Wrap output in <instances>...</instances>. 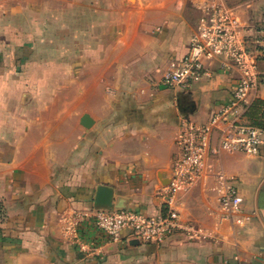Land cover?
<instances>
[{"label":"crops","instance_id":"crops-1","mask_svg":"<svg viewBox=\"0 0 264 264\" xmlns=\"http://www.w3.org/2000/svg\"><path fill=\"white\" fill-rule=\"evenodd\" d=\"M12 1L0 0V7ZM71 5L79 8L70 21H85L82 31L74 28L75 48L84 54L83 74L75 81L81 90L65 112H53L46 128L42 116L29 119L22 110L5 108L0 117V264H264V133L256 155L222 152L177 193L180 226L163 243L125 232L110 240L86 218L77 234L97 248L91 254L77 250L62 217L95 210L99 185L112 189V208L161 212L181 121H207L228 101L239 71L205 59L209 74L202 79L162 84L171 62L186 54L202 4L194 18L182 6L144 7L139 0ZM229 6L247 24L264 14L249 0ZM81 33L83 44L76 40ZM258 68L264 74V55ZM257 98L264 101V83L249 103ZM83 115L89 126L81 125ZM65 118L69 125L61 130ZM219 169L234 179L240 198L235 212L220 205Z\"/></svg>","mask_w":264,"mask_h":264},{"label":"built area","instance_id":"built-area-1","mask_svg":"<svg viewBox=\"0 0 264 264\" xmlns=\"http://www.w3.org/2000/svg\"><path fill=\"white\" fill-rule=\"evenodd\" d=\"M200 10L201 16L190 36L186 54L171 62L162 75V84L196 82L209 74L205 59L217 58L226 67L234 66L239 71L230 97L203 123L190 119L181 121L176 138L179 152L163 191L161 212L150 215L131 208H113L74 211L70 218L62 217L73 244L81 253L91 254L97 248L94 242L77 234V227L86 218H92L94 227L110 240L119 239L125 232L139 241L163 243L180 226L174 202L181 189L211 168V162L222 152H240L250 157L259 152L264 129L249 123L245 110L251 93L264 83V74L258 68L259 57L264 55V14L254 24H247L235 7L221 2L203 4ZM216 176L221 185L222 209L226 213L237 211L240 198L233 177L222 169Z\"/></svg>","mask_w":264,"mask_h":264},{"label":"rangeland","instance_id":"rangeland-1","mask_svg":"<svg viewBox=\"0 0 264 264\" xmlns=\"http://www.w3.org/2000/svg\"><path fill=\"white\" fill-rule=\"evenodd\" d=\"M27 1L24 5V0H13L11 5L0 7V117L5 108L22 110L29 119L37 114L42 116L46 128L52 122L53 112H65L69 98L82 88L75 81L82 77L84 54L75 48L74 28L82 31L85 21L83 18L70 21L79 8L71 5L73 0ZM243 1L248 0H139V3L144 7L182 6L194 18L198 4L233 5ZM249 1L264 7V0ZM80 35L76 40L83 44L85 38L83 33ZM68 125L67 118L61 120V130H67Z\"/></svg>","mask_w":264,"mask_h":264},{"label":"water","instance_id":"water-1","mask_svg":"<svg viewBox=\"0 0 264 264\" xmlns=\"http://www.w3.org/2000/svg\"><path fill=\"white\" fill-rule=\"evenodd\" d=\"M188 109V108H187ZM80 123L83 126H89L91 119L87 115H83L80 119ZM112 189L108 185H99L96 189L94 197V203L97 209H113L111 205Z\"/></svg>","mask_w":264,"mask_h":264},{"label":"trees","instance_id":"trees-1","mask_svg":"<svg viewBox=\"0 0 264 264\" xmlns=\"http://www.w3.org/2000/svg\"><path fill=\"white\" fill-rule=\"evenodd\" d=\"M245 119L249 123L264 129V101L257 98L248 103L245 110Z\"/></svg>","mask_w":264,"mask_h":264}]
</instances>
